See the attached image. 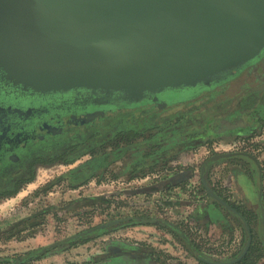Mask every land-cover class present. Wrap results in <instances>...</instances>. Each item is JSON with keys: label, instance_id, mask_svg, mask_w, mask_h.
<instances>
[{"label": "rangeland", "instance_id": "374dc122", "mask_svg": "<svg viewBox=\"0 0 264 264\" xmlns=\"http://www.w3.org/2000/svg\"><path fill=\"white\" fill-rule=\"evenodd\" d=\"M258 64L256 68H263ZM246 82L255 84V75L239 76L219 89L214 98L204 96L192 103L167 107L160 113V121L170 115H177L172 119L177 121L179 116L194 117L198 113L195 120H200L203 127L216 126L220 134L211 148L208 144L200 145L179 158L175 154V161L168 163L161 158L173 155L170 149L163 151L159 145L152 149L153 146L142 144L139 147L143 148L138 150L126 149L122 154L119 151L111 164L105 159L97 166H86L84 171L79 169L86 156L77 162L79 169L73 170L77 167L64 161L51 168H39L18 194L0 201V257H18L31 249L62 242L28 264L44 258L48 260L44 264H204L198 260L195 249L206 258H233L246 244L245 225L228 208L213 202L204 180L249 215L254 227L252 244L261 249L256 254L264 253L261 247L264 231L255 214L261 185L264 190V120L260 121L264 97L259 96V107L239 106L238 97ZM188 94L169 95V99ZM229 110L243 113L249 120H243L240 114L229 116ZM136 113L124 111L126 118ZM85 116H75L81 128L85 123L80 120ZM251 117L260 124L248 123ZM97 119L92 120L90 127L97 130V136H102L109 125L97 123ZM178 127L183 130L187 126ZM131 136L123 135L115 141H121L125 147L129 140L126 137ZM157 140L148 141L157 144ZM164 144L162 147L166 149ZM232 151L243 153L223 159L204 172L201 170L203 159L211 153ZM137 156L142 157L138 160ZM211 204L219 210V219L207 214V206ZM136 213L152 219L143 224L113 227L86 240L69 241L78 232Z\"/></svg>", "mask_w": 264, "mask_h": 264}, {"label": "water", "instance_id": "95a60500", "mask_svg": "<svg viewBox=\"0 0 264 264\" xmlns=\"http://www.w3.org/2000/svg\"><path fill=\"white\" fill-rule=\"evenodd\" d=\"M263 55L264 0H0L1 79L30 94L121 107L218 84ZM260 204L264 224L263 186Z\"/></svg>", "mask_w": 264, "mask_h": 264}, {"label": "flooded vegetation", "instance_id": "af4514ba", "mask_svg": "<svg viewBox=\"0 0 264 264\" xmlns=\"http://www.w3.org/2000/svg\"><path fill=\"white\" fill-rule=\"evenodd\" d=\"M256 63H259L258 65L260 66L262 65V67L264 68V55L254 63L247 65L246 66L247 69L244 70L243 72L240 71L241 72V73L239 72L240 74L235 73L234 75H232L233 76L232 80L237 79L241 75L242 76L255 75L256 78L255 84H251L249 82L245 83L241 92L242 94L240 95L241 97H238V100L240 101L239 106L240 104H245V105H254V107H259L258 104L261 101L259 99V96L264 97V87H263L264 69L256 68ZM231 81H229L228 83H230ZM222 82H224V80ZM222 82H220V84ZM199 89L201 88L189 89L192 90L193 92L192 97L194 96L197 97L196 94L200 92ZM186 90L188 89H184L182 91H178L174 93L170 92V93L159 94V97L162 99V97L165 95H170V96L180 95L183 93H187ZM91 96L93 95L85 91L64 92V93H54V94H38V93L30 94L29 92L20 91L19 89L13 87L11 84H7L5 81H3L1 79V71H0V107L5 109L11 108L12 110L20 109V110L33 111V114H31L30 116H26V115L20 116L19 113L17 112L0 110V201L9 199L15 196L16 194H18L21 191V189H23L24 186L32 180L35 172L41 167L51 168L53 166H56L59 162L64 161V163L71 164L72 167H77L74 168L73 170L79 169L78 168L79 164H77V162L80 161L81 156L87 157L85 160H82V164H81L83 165L82 167L87 165L91 167L101 164L106 159V155H108V153H110L109 154V159H110L111 156L113 155V151L116 150L118 146L119 147L122 146L121 141H115V140L120 136L122 137L123 135L126 136L132 135L131 137H126L129 140H126L124 144L125 148L129 151L138 150L139 148H143L149 145L153 146L152 149H154V146L157 147L156 145H159V147L161 146V149H163V151L167 149L170 150L176 149L177 151L179 150L177 152L178 158L187 152L184 149L186 147V144L183 142L184 138L182 139L173 138L172 140L169 141L168 138L166 139V137L164 136L162 137L158 136L155 138L158 139L157 144L155 142L148 143L149 142L148 140L151 139L149 137H151L154 133H157L159 130H161L163 126L162 124H160L161 125L160 127L159 126L156 127V129H150L144 132H140L139 134L130 133V131L137 130L138 128L145 129L147 127L146 124L148 117L150 115L149 114L150 110H145L144 107L143 108L140 107L142 109V112H144V114L136 113L129 115L128 118H126L124 112L118 110L124 108L125 106H121L119 108L116 106V108H113L112 110L106 109L105 110L106 114L102 115L99 118V120L102 119L103 122H106L109 125V127H107L106 129L107 132H105L104 135L102 136H97L98 135L97 130L94 131L95 129L93 127H90L91 124L85 123L84 126L81 128L79 125H77L78 122L73 120V116L75 117L77 115L87 114L89 111L91 112L93 108L101 107V105H96V104L94 105L92 103L91 104L87 103L86 105L81 103L78 104V102H82L85 98H90ZM138 103H133L130 105L136 106ZM167 103L169 104V99L167 100ZM130 105H126V106H130ZM164 109L165 107L162 108L161 111H164ZM129 110H133V109H129ZM236 110H229L227 114L229 116H236L240 114L241 115L240 117L243 120L245 121L249 120L244 116L243 113L236 114ZM260 110L263 109L260 108ZM159 113L160 112L158 111L157 114ZM110 115L111 117H114V115H116L117 119L114 118L115 120L113 121L110 120L111 118ZM156 115H154V117H156ZM260 117H261L260 121L264 120L263 114H261ZM131 119H133L136 122L135 125L131 126L129 124L130 122L129 123L127 122V120L131 121ZM260 121H257L256 123H254V121L253 122L249 121L248 123H253L258 125L260 124ZM126 122L128 124H126ZM174 123L175 122H172L171 125L173 124V126H175ZM50 124H52V126L54 127L52 126L47 127V125ZM154 125H159V124L156 122L155 123L152 122V126ZM165 125L169 126L170 124L168 125V123H166ZM165 125L163 127H165ZM251 132L253 133L254 131ZM242 133H245L244 129ZM248 135L249 134H247V136ZM110 142H114V144H111ZM138 142H141L142 144L144 143L146 144L142 145L143 147H139L141 146V144H138ZM162 144L166 146V149L162 147ZM204 144H208L210 148L212 146L211 143H204ZM167 145L170 146L167 147ZM238 153H243V152H235V151L219 152V153L213 152L209 156L203 159L201 170L204 172L206 169L207 170L210 169L212 165L219 164L223 159L232 157L234 154H238ZM142 156H137V159L140 160L141 159L140 157ZM174 159H176V155H171V156L168 155V157H165V159L161 158V160L167 161L168 163L174 162L175 161ZM136 171H140V170H136ZM259 177H261V175H259ZM262 180H263V172H262L261 182ZM204 186H206L207 188L206 184ZM206 191L209 193L208 188ZM213 202L215 203L217 202L216 203L217 205L224 206L219 200H217L214 197H213ZM258 202H259V206L257 208V212L255 211V214L256 217L261 221L262 229L264 231V224L262 220V212H261V204H260V189L258 193ZM263 202H264V190H263ZM229 203L237 211L226 206L224 207L228 208V210L232 211L234 214H236L243 220L248 236L246 244L250 237V232L247 227V222H248L252 231V241H251L252 244L254 239V227L250 221L249 215H246L244 213V210L238 208L231 202ZM207 211H208L207 214L209 216H212L214 219H219L220 217L218 212L219 210H216L213 204H211L210 207L207 206ZM115 220H118V218ZM146 220H150V219H146ZM137 224H143V223H137ZM86 231H89V229H87ZM198 260L204 263L199 258ZM209 261L211 262L212 260L206 259V262ZM223 261L224 259L213 260L212 262L220 263Z\"/></svg>", "mask_w": 264, "mask_h": 264}, {"label": "trees", "instance_id": "16d2710c", "mask_svg": "<svg viewBox=\"0 0 264 264\" xmlns=\"http://www.w3.org/2000/svg\"><path fill=\"white\" fill-rule=\"evenodd\" d=\"M246 69H247V67L242 68L240 71L243 72ZM239 72H238V74L241 73V72L240 73ZM232 79H233V76H230L228 79L224 80V82H222L221 84L218 83V84H213L212 86H209V87L201 88V89H199L200 92L196 94L197 97H194V98L189 99V100L178 101L179 103L178 102L177 103L172 102V103L168 104L167 100L169 99V95H165L162 97L161 100H156L155 98H151L148 100H144L143 102H139L136 106L130 105V106H125L124 108H121V109H118L119 108L118 107L117 109L121 110V112L127 111L129 109H133L137 113H143V114H144V112H142V109L140 107H142V108L144 107L145 110H150V113H149L150 115L148 117L147 124H146L147 127L145 129L138 128L137 130L130 131V133L139 134L140 132H144V131H147L150 129H156V127L161 126L160 124H162L164 126L166 123H168V125L170 124L169 126H167V125H165V127L162 126L161 130H159L157 133H154L149 138L154 140L158 136H161V137L164 136V137H166V139L168 138V140L170 141L173 138H178V137H181L184 135V136H186L183 139V142L186 144V147L184 149L186 151H190V150L198 147L201 144L212 143L220 135L217 132V130L215 129L216 126L214 128L213 127H203L204 124H201L200 120H195L196 116H199L198 113L194 114L195 115L194 117L192 115H187L185 117L179 116V117H177V121L172 120L173 117H175L177 115H170L166 119H163L162 121H160V119H159L161 117L160 113L163 112V111H161L162 108L171 107V106L182 104V103H192L195 100H198L204 96L214 98L216 92L219 89L221 90V88L224 87V85H226ZM195 88H198V87H195ZM186 91H187V93L193 94L192 90L188 89ZM258 106H259V104H258ZM113 108H116V106L115 105H101V107L93 108L91 110V112L89 111L86 114V116L80 121L87 123V124H89V123L92 124V122H93L92 120H94L95 118L96 119L98 118L95 121L97 123H103L102 119L99 120V118L101 117V115L106 114V112H105L106 109L112 110ZM261 108L264 110V106H262ZM158 111L160 112L159 114H157ZM154 115H156V117H154ZM150 117H152L153 119ZM182 117H183V119H182ZM114 118L117 119V116L114 115L113 119ZM192 119H194V120H192ZM73 120L76 121L74 116H73ZM212 121H213V119L210 120V123H212ZM250 121H252V122L257 121V119L251 117ZM152 122L153 123L156 122L159 125L152 126ZM172 122H175L174 123L175 126H173V124L171 125ZM135 123L136 122L133 119H131L129 124L132 126V125H135ZM182 124L187 126L186 128H183V130L180 127H177V126L182 125ZM48 126H52V124L47 125V127ZM52 127H54V126H52ZM186 139H188V140H186ZM189 140H190V142H189ZM149 142H151V141H149ZM138 144L142 145L141 142H138ZM144 144H146V143H144ZM170 145H172V144H170ZM170 145H167V147H169ZM124 150H126V148L124 146H120V147L118 146L117 149L113 151V155L111 156V158L109 159L110 153H108V155H106V159L110 163L111 160L114 158V156H116L119 153V151H120L119 154H122L121 151H124ZM154 151H156V150H154ZM178 151L176 149H172L170 152H172V154L175 155V154H177ZM162 159H165V157L162 156ZM131 164H133V163H131ZM87 166H89V165H87ZM85 167L86 166L80 168L79 170L81 171V169H82V171H84L83 168H85ZM85 171H86V175L90 174L89 173L90 170L87 169ZM84 174H85V172H84ZM261 174H262V171H261ZM146 219H148V218H146L144 215H140V213H136L135 215L124 216V217L118 218V220L114 219V220L109 221L108 223L94 226L91 229H89V231L85 230L84 232L82 231L81 233L75 234V235L69 237V241L86 240L89 237L96 236V235L101 234L103 232H107L110 229H112L113 227H123V226L131 225V224L150 222V220H146ZM86 232H89V233H86ZM61 243L62 242H60L59 244H61ZM59 244L58 245L53 244V245L34 248V249L29 250L27 253L20 255L18 257H0V264H12V263L28 264V262L32 261L35 258H39V257L43 256L45 253H47L50 250H52L53 248L59 246ZM261 247H262V250L264 252V243H262ZM260 250H261L260 248L254 247V244H251L249 250L245 254L242 255V253L244 251V249H242L239 253H236L233 258L224 259V261H226L225 263L212 262L215 259L206 258V257L202 256L200 254L201 252H199V250H197V249H195V253L198 255V258L201 261H203L205 264H264V262L260 263V261H262L264 258V253L259 252V253H257L258 255L256 254V252H258ZM206 259H211L212 261L206 262ZM3 261H6V263H3Z\"/></svg>", "mask_w": 264, "mask_h": 264}, {"label": "crops", "instance_id": "0c3cea01", "mask_svg": "<svg viewBox=\"0 0 264 264\" xmlns=\"http://www.w3.org/2000/svg\"><path fill=\"white\" fill-rule=\"evenodd\" d=\"M47 261H48V260L44 258V259H42V260H41V259H39V260H38V259H37V260H34L33 263H34V264H39V263H40V264H42V263L44 264V263H46Z\"/></svg>", "mask_w": 264, "mask_h": 264}]
</instances>
